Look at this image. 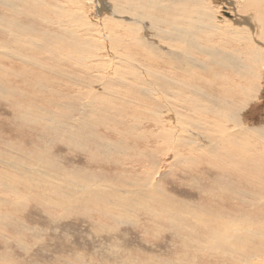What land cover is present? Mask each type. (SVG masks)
Segmentation results:
<instances>
[{
  "label": "bare ground",
  "instance_id": "bare-ground-1",
  "mask_svg": "<svg viewBox=\"0 0 264 264\" xmlns=\"http://www.w3.org/2000/svg\"><path fill=\"white\" fill-rule=\"evenodd\" d=\"M87 1L91 6L92 3H100L104 12L99 10V15L94 16V19L93 16L88 17L89 14L85 12L86 0H0V61L10 60L16 66L6 69L2 77L7 80L14 77L17 79L18 75L24 74L22 62L29 63L32 78H28L24 84L27 90L23 95L34 100L41 98L61 109L65 101L74 100L70 105L73 108L70 113L79 115V118L71 119L78 121L84 120L86 108L92 111L97 107L109 119H114V123L87 121L96 127H103L106 132H113L125 143L124 149L118 153L124 156L120 163L128 164L126 167L107 166L106 162L96 160L97 167L85 170L92 175V181L79 182L73 189L75 192L59 190L68 197L61 198L60 195L44 192L40 195L42 197L37 196L42 204L35 195L30 196L32 202L51 211H60L62 217L69 215L67 212L82 214L93 223L91 211H94V215L101 213L106 223H110L109 220L125 221L126 216L122 212H128L132 207L138 210V197H135L138 188L157 190L153 196L158 198L157 201H145L147 206H139V211L147 219L146 222L140 221L139 225L153 226V238L160 237L161 233H169L170 241L175 243L177 235L181 237L186 232L188 235L195 234L200 238V243L203 241L204 246L216 254L209 255L212 257L210 260L205 258L206 251L199 256H192L200 264H264L263 207L256 205L252 210H247L228 200L236 196L239 200H245V205L250 207L254 206L253 200L264 201V122L253 125L245 119L247 113L253 110V104L258 103L264 95V78L261 79L264 75V0L228 1L226 4L230 9L226 10L232 11L233 14H229L233 15L231 19L237 25L227 23L226 19L219 20L215 11L209 10L206 0ZM27 2L45 14L44 20L26 21L12 15H24L28 11ZM40 49L41 52L45 51L48 58L42 57V54L37 56ZM11 70H14V74ZM13 86H3L4 89H1L16 90L17 87ZM47 97H56V100L52 102ZM79 99L88 101L82 111L79 109ZM146 108H151V114L144 113ZM129 113L137 116L141 123L128 124L123 118L129 117ZM43 114L52 117L48 112ZM63 116L70 118L71 114ZM43 124L49 125L48 122ZM136 125L138 130L135 133L125 132L127 127ZM118 127L122 129L118 130ZM127 135L132 136L129 140L133 150H129ZM138 138L139 143H142L139 147L142 149L139 151L142 158L139 161ZM160 141L168 143L166 150L161 148L163 144ZM10 144L7 150H20L30 160L27 162L25 158V163L23 158L7 156V150V154L0 150V158L4 161L10 157L12 160H7V163L19 175L30 170H25L22 163L28 167V163L34 161L39 173L28 180L29 183L34 186L46 184L56 189L58 184L54 174L59 176L58 183L62 182L65 172L61 170L55 173L54 168L57 169L59 165L55 160L43 159L41 156L32 159L33 154L17 148L14 143ZM155 153L156 160H161L157 159L159 153L168 154L172 161V171L176 169L175 165H184L192 175L194 184L189 185L203 194L210 192L214 197L206 198L204 202L194 201L192 208L199 212L186 210L188 204L181 205L183 200L178 196H170L172 200L168 192L166 194L163 187H159V172H152L154 164L148 167V160L154 158ZM204 168H209L210 176H220L225 185L216 191H207L197 177V171L202 172ZM94 177L97 178L95 181ZM232 178L240 182L243 189L236 191ZM211 180L209 178L208 182ZM150 193L146 191L140 195L149 199L153 195ZM223 193L231 195L225 196ZM93 197L96 199L92 201ZM65 199H73L72 205L65 204ZM115 209L122 211L121 217L110 216L111 212L116 213ZM185 218L193 222L187 226L184 223L186 228L181 224ZM19 223L20 220H10L9 226L15 228L20 226ZM174 231L177 234L174 235ZM181 241L184 248L199 249L200 245L197 246L195 238L185 236ZM181 243H178L179 251L188 252L182 248ZM171 246L175 247V244ZM116 249L109 248L108 251ZM120 249L128 255L120 264H132V260H127L131 252ZM7 250L6 247L1 250V260L9 259L8 254L11 253ZM159 250H156L157 254L146 253L147 259L136 251L138 254L135 256L143 261H135L133 264H153L154 258L159 257ZM186 255H177V264L195 263L194 260V263L188 261L189 255ZM59 259H51L50 263L45 261L42 264H62L59 261L64 258ZM24 260L20 258L15 263L21 264ZM100 260V263L92 259L89 263L69 262L117 264L116 261L111 263L103 258ZM158 261L159 258L155 264H159ZM27 262L29 264L31 261Z\"/></svg>",
  "mask_w": 264,
  "mask_h": 264
},
{
  "label": "rangeland",
  "instance_id": "rangeland-1",
  "mask_svg": "<svg viewBox=\"0 0 264 264\" xmlns=\"http://www.w3.org/2000/svg\"><path fill=\"white\" fill-rule=\"evenodd\" d=\"M228 1H232V0H206L207 4L209 5V10L215 11L216 17L219 20L226 19L227 23H231L232 25L233 24L237 25L233 21V19H231L233 15L231 16V14H229L232 13V11L226 10V9H230L227 5ZM87 2L88 1L86 0V2L84 3L86 6L85 12L87 15L89 14L88 17L93 16L94 19V16L99 15V10L101 13L104 12L102 11L103 8L100 7V3L99 5L92 3L91 6V4L89 5V3ZM210 3L213 4L214 7L211 6ZM26 6L28 8V11L24 15L22 14H12V15H15L20 19L26 21L27 19H33L35 21L44 20L45 14L42 11L36 10L30 2H27ZM19 7L21 8L22 5H19ZM237 13L241 14L239 11H237ZM40 30L41 27H39V31ZM40 52L41 49L38 50V52L36 53L37 56H40V54H42V57L47 56L45 51H42L41 53ZM0 62L2 63V68H0V85H2V87H0V150L4 151L5 153L8 151L9 155L7 156L20 157L21 159L23 158L22 160L25 161L29 156H24V153L22 151L17 150L15 148L14 149L9 148L7 150V146L11 145L10 143H14V145L17 148L22 150H27L28 153L33 154L32 159H35L36 156H41L43 157V159L49 158L55 160V162L59 164L57 166L58 170L54 168V170L56 171V172L54 171L55 173H58V171L61 170H63L61 171L62 173L65 172V175H62L63 179L62 182L60 183H58L59 176L54 174L55 180L57 181L56 183L58 184L56 189H53L52 187L46 184L34 186L28 182V180L34 177L36 173H39L37 167H35V164H33L35 163L34 161L33 162L31 161L32 163L31 162L28 163V167L27 165L22 163L25 170L28 169L30 170L27 171L28 173L24 171L22 175H19L18 172L12 167H10V165L7 163V160L8 161L12 160L9 159L10 157L5 158L7 160L4 161L2 158H0L2 159L0 161V168H1L0 169V245H1L0 248H2L0 249V252L1 250H4V248L6 247V250L8 248L7 251L11 253V255L8 254L9 259H2L3 261L0 259V264H6V263L16 264L18 260H20V258L25 259L21 264H28L27 261L29 260L31 261L29 264H36V263L42 264L45 261H47V263H50L51 259L60 260L59 258H64L66 260V262L64 263H63L64 259H62L63 261H59L62 262V264H70V262L79 263V261H82L83 263H89L90 259H92L94 262L97 261L100 263L101 262L100 259L102 258L103 260L105 259V261H110L111 263L116 261L117 264H120L122 261H124L126 257H128V255L121 252L120 248L125 249L126 252L127 251L131 252L129 259L127 260H132V264L135 261H137L136 263H138V261L140 260L143 261V259H139V257L137 258L135 256V254L136 255L138 254V252L135 253L136 251H139L142 258L147 259V256L145 255L146 253L149 254L151 252L153 254L154 253L157 254L158 251L156 250L160 249L159 257H158L159 264H166V261H169V264H171L170 260L174 261V263L172 264H177L179 261L175 260L176 256L177 255L183 256L186 253L187 255H189L188 261L193 262L194 260L195 262V263L193 262L194 264L197 263L200 264V262L197 261L198 260L197 258L192 257L194 255L199 256V254L204 253L206 251V257H205L206 259L210 260L212 258V257H208L209 255L216 256L215 253H213L212 251L209 250V248L204 246L203 241L201 243L198 241L200 240V238L198 239V236H196L195 234L188 235V233L186 232L185 233L186 235L182 233L181 237L177 235L175 240L177 243L176 242L174 243L170 241L171 235L169 233H161L160 237L153 238L152 237L153 232H155L152 229L153 226L141 227L142 225H139L140 221L146 222L147 220L146 218H144V216L146 215L145 214L143 215V213L140 212L141 208L139 206L140 205L147 206L146 202L148 201H157L158 198L153 197L154 194L157 192V190L153 191L152 189L146 190V188L144 189L138 188V194H135V197H138V210L136 207H132L131 210H129L128 212L125 211L122 212L119 209H115L116 213L111 212L110 216L121 217V214L123 213L126 216V220L125 221H121L122 219H119L117 221L109 220L110 223L109 222L106 223L101 213H97L94 215L95 213L94 211H91V214L94 218V223H93L91 219L85 217L82 214H78L75 212H67L69 213V215L67 214L64 215L65 217H62L60 211L57 210L51 211L45 209L44 207H41L38 203L32 202L33 200L30 199V196L32 197L35 195V198L37 199L38 198L37 196L42 195V193L44 192L53 193L54 195L55 194L60 195L61 198L63 196L68 197L67 195H62V192L59 190L65 189L70 192H75L74 187H76L79 182L84 180H91L93 178L92 175L86 173V171L87 169H92L93 167H97L96 160L97 161L99 160V162L100 161L106 162L107 166H119L121 168L122 165L126 167L128 164L120 163L121 158H123L124 156L122 157L121 153H118L119 150L124 149L125 143H122L121 140L119 139L121 137L115 136L113 132H106V130L103 127H96L94 123H90L91 120H95V121L99 120L98 121L99 123H106V122L114 123L113 122L114 119H109V117L104 112H102V110L98 109L97 107H94L92 111H90V109L86 108L88 114L86 113V116L84 118V120L86 119L85 121L83 119H81L80 121L71 119L73 117L79 118V115L75 116L76 115L75 113H70L73 111V108L70 105L74 103V100L65 101L64 102L65 106L61 109L57 105H53L52 103H49L46 100H42L41 98L34 100V98L31 99V97L28 98L27 96L23 95L25 93V90H27L26 89L27 85L24 84L27 82L28 78H32V70H30L29 68L30 67L29 63L22 62L23 64L22 70L24 72L23 75H18L17 79L14 77L7 80L6 78L4 79L2 77L4 71L8 68H16V66L10 60L2 59ZM11 71L12 74H14L13 72L14 70ZM40 76H45V75H40ZM263 78L264 75L261 77V79ZM8 85H11V87H14L13 85H15L17 89L11 91L2 90L4 89L3 86H8ZM29 95L32 94L29 93ZM47 98H49L52 102L56 100V97H47ZM260 98L261 100L258 99L259 102L253 104L252 106L253 110L249 111L245 117V119L248 121L249 124L259 125L264 122V95H262ZM80 102L81 104H79ZM24 104H26L27 106ZM78 104L80 111H82L83 107H87L86 105H88V101L87 99L85 100L79 99ZM30 106L36 108H30ZM146 109L147 110H145L144 113L146 115L151 114L152 111L150 110L151 108H146ZM45 111L50 113L52 117L45 116L43 114V113H47ZM66 114H71V117L69 118L63 116ZM88 115L89 118L87 117ZM239 115L242 116L241 114ZM101 116H104V118H102ZM67 119H69L70 122ZM87 119H90V121L89 120L87 121ZM123 119L126 122H128V124L139 125L141 123V121L138 119L137 116H133L130 113H129V117H124ZM58 120L61 121L59 122ZM47 122L49 125L45 126L43 123H47ZM138 125L134 127L133 126L127 127V129H125V132L128 134L130 131L132 133H135L138 130ZM117 129L121 130L122 128L118 127ZM127 136H128V145L130 146L132 144L129 139L132 136L130 135ZM159 143L163 144L161 147L163 148V150H166L168 148V143L161 141ZM141 146L142 143H139V138H138V156H137L138 161L140 160V158H142L140 157L141 155L139 154V151L142 150L141 148H139ZM133 149L134 148L130 146L129 150H133ZM127 152L129 154L128 150ZM125 154L127 153L125 152ZM89 156H91L92 158H88ZM155 157H156V153L154 154V158L148 160L147 164L148 167L151 164H154L153 167L156 168V170L152 168V172H156V171L159 172L158 174V180L160 182L159 187L162 186L165 193L167 194L168 192L169 197L175 195L178 196L180 200H183V202L182 201L180 202L181 205H183L184 203L188 204L186 206H188L189 208L186 210L198 211L197 209L192 208L194 201L197 200L200 202H204L206 198L214 197L213 194L210 192H204L203 194L196 187L189 185V183H193L192 175L189 172V170L185 169L186 167L184 165H180V164L175 165L176 169L172 171L170 165L172 161L170 160V157H168L167 153L166 154L159 153V158L157 159H161V160H156ZM29 160L27 159V162ZM2 167L5 168L3 169ZM39 169L40 171H43L42 168L39 167ZM3 170L5 171V173ZM197 173L199 174L197 175V177L200 178L199 180L201 184L203 183L202 185L205 186L207 191L208 190L216 191L217 188L219 189V187H223L225 185L221 182V178L217 174H211L210 176L209 168H204V171L202 172L197 171ZM207 178L208 179L211 178L212 180L208 182ZM96 179L97 178L94 177L93 181H95ZM73 181L76 185L73 183ZM232 181L235 184L234 189L236 191L238 189H243V187H241L242 184L238 182L235 178H232ZM164 186H166L167 188H165ZM246 190L251 191V189L249 188H247ZM146 191H150L153 194L152 195L150 193V195L152 196H150L149 199H147V197L140 195ZM229 191H233V190L230 189ZM229 194L223 193V195L225 196H229ZM16 199L18 200L20 199L22 202H18ZM95 199L96 197H93L92 201ZM171 199L173 200V198ZM37 200L41 204L43 203L41 202L40 199ZM228 200L231 201L235 206H238V204H240L241 206H243L242 209L252 210L256 205H261L264 209V201L262 202V201L253 200L254 206L250 207L245 205V200L242 199L239 200L236 198V196L229 197ZM64 201L65 204H69V205H72L73 203V199H65ZM36 204L38 205L36 206ZM65 204H63L64 208H65ZM3 219H6V221H4ZM10 220L14 222L20 220L21 221V223H19L20 226L12 228L11 226H9ZM189 222L193 223L191 220L189 221V218H185V221L181 223L182 227L186 228ZM95 223H97L98 226L97 224L96 226H94ZM184 223L186 224V226H183L185 225ZM154 228H156V225H154ZM14 229H16L15 232ZM95 229L96 230L98 229V232H96ZM173 234L175 235L177 233L174 231ZM185 236L187 237L190 236L191 239L195 238L197 240L196 241L197 246L200 245L199 249L196 250L194 248L193 250V247L189 245L192 249L185 247L188 250V252H185V250L184 252L179 251L181 249L178 243H181L182 242L181 240H183V238L185 239ZM111 239H113V241ZM190 243L193 242L191 241ZM164 244L167 246H165ZM171 244H175L176 248L171 246ZM74 245L76 246L74 247ZM181 246L183 249H185L182 243ZM109 248L111 249L118 248L116 250L119 251L117 252L116 250H114L113 252L111 251L109 252L108 251ZM177 252H179V254ZM221 253L224 254L225 252L222 250ZM160 254L162 257L160 256ZM168 257H170L169 258L170 260H166ZM158 258L157 257L154 258V261L151 260L152 263L155 264V260H157ZM228 258L231 259V257ZM127 263L130 264L129 262ZM55 264H59V263H55ZM201 264H205V263H201Z\"/></svg>",
  "mask_w": 264,
  "mask_h": 264
}]
</instances>
